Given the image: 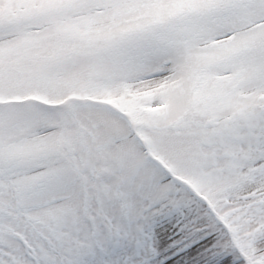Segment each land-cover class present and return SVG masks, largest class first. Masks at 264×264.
<instances>
[{
  "label": "snow or ice",
  "instance_id": "1",
  "mask_svg": "<svg viewBox=\"0 0 264 264\" xmlns=\"http://www.w3.org/2000/svg\"><path fill=\"white\" fill-rule=\"evenodd\" d=\"M0 264H264V0H0Z\"/></svg>",
  "mask_w": 264,
  "mask_h": 264
}]
</instances>
